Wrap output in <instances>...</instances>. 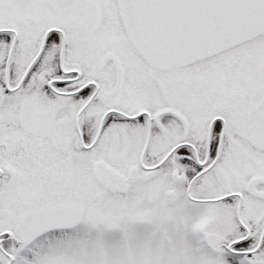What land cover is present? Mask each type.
<instances>
[{"label": "snow or ice", "instance_id": "snow-or-ice-1", "mask_svg": "<svg viewBox=\"0 0 264 264\" xmlns=\"http://www.w3.org/2000/svg\"><path fill=\"white\" fill-rule=\"evenodd\" d=\"M0 264H264V0H0Z\"/></svg>", "mask_w": 264, "mask_h": 264}]
</instances>
